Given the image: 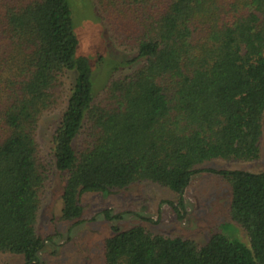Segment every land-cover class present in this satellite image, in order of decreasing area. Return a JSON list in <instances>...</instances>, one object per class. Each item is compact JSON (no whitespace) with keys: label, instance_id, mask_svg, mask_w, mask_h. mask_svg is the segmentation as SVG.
I'll list each match as a JSON object with an SVG mask.
<instances>
[{"label":"trees","instance_id":"obj_1","mask_svg":"<svg viewBox=\"0 0 264 264\" xmlns=\"http://www.w3.org/2000/svg\"><path fill=\"white\" fill-rule=\"evenodd\" d=\"M93 4L111 42L135 55L129 71L114 64L97 94L68 0H0V254L24 264H38L45 248L36 225L54 171L67 176L61 219L78 224L84 194L142 183L173 192L179 216L200 167L261 158L264 0ZM50 115L45 156L39 135ZM217 175L231 190L229 229L246 240L213 232L199 245L114 227L104 264H264V171Z\"/></svg>","mask_w":264,"mask_h":264},{"label":"rangeland","instance_id":"obj_2","mask_svg":"<svg viewBox=\"0 0 264 264\" xmlns=\"http://www.w3.org/2000/svg\"><path fill=\"white\" fill-rule=\"evenodd\" d=\"M68 1L78 39L77 56L85 57L92 66L93 90L97 94L109 80L114 64L122 65L119 73L129 71L135 66L130 65L135 55L119 50L111 42L93 0ZM55 119L56 115L46 116L40 128L39 143L45 156L50 124ZM221 170L264 171V135L259 160L249 163L215 160L200 167L184 194V208L179 211L181 218L174 211L178 201L173 192L142 183L109 196L84 194L80 198L84 209L80 222H65L61 215L67 176L54 171L45 186L37 218V232L47 239L38 264H104V242L114 234V227L126 230L142 226L152 234L192 240L199 245H203L213 232L232 233L246 240L245 232L239 227L235 226V232L229 229L231 190L217 175ZM105 210L121 218L109 221L103 215ZM0 264H24V258L0 254Z\"/></svg>","mask_w":264,"mask_h":264}]
</instances>
